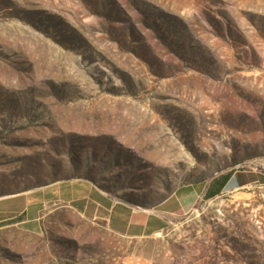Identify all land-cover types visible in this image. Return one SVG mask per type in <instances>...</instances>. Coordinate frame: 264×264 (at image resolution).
Segmentation results:
<instances>
[{"label": "rangeland", "instance_id": "374dc122", "mask_svg": "<svg viewBox=\"0 0 264 264\" xmlns=\"http://www.w3.org/2000/svg\"><path fill=\"white\" fill-rule=\"evenodd\" d=\"M17 195L0 264H264V0H0ZM113 203L165 226L115 233Z\"/></svg>", "mask_w": 264, "mask_h": 264}, {"label": "crops", "instance_id": "0c3cea01", "mask_svg": "<svg viewBox=\"0 0 264 264\" xmlns=\"http://www.w3.org/2000/svg\"><path fill=\"white\" fill-rule=\"evenodd\" d=\"M218 192L210 186L207 190V196L212 197ZM194 201L193 192L190 189L188 193L183 191L181 195L172 196L162 204L168 206L173 203L176 205L177 210L183 211L185 208L190 207ZM25 210H27V201H24L19 195L7 199H0V223L12 218L19 219V223L33 222L35 218L28 219L27 216L23 217ZM164 210L168 209L164 208ZM104 218L115 233L125 234L134 238H150L165 226L164 216L151 212L136 211L127 205L119 203L110 204Z\"/></svg>", "mask_w": 264, "mask_h": 264}]
</instances>
